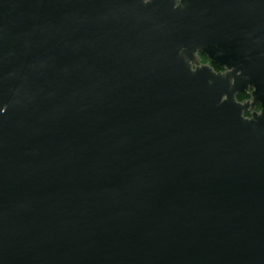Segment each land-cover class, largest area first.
Instances as JSON below:
<instances>
[{
    "label": "water",
    "instance_id": "water-1",
    "mask_svg": "<svg viewBox=\"0 0 264 264\" xmlns=\"http://www.w3.org/2000/svg\"><path fill=\"white\" fill-rule=\"evenodd\" d=\"M174 4L0 0V264H264V0Z\"/></svg>",
    "mask_w": 264,
    "mask_h": 264
},
{
    "label": "clouds",
    "instance_id": "clouds-1",
    "mask_svg": "<svg viewBox=\"0 0 264 264\" xmlns=\"http://www.w3.org/2000/svg\"><path fill=\"white\" fill-rule=\"evenodd\" d=\"M148 2H150V0H145V3H148ZM182 3H183V0H175L174 7L180 8ZM183 53H184V49L181 48V54ZM194 55L196 58L195 60H192V59L188 60V63L191 66L192 72H196L204 66L211 68L212 71L218 75H227L230 72L237 71L234 67H229L227 65L218 64L219 68L212 67L211 65L213 63V59L203 50V48H197L195 50ZM242 74H243L242 69L237 71V75H242ZM236 82H237L236 78L232 77L231 85H235ZM209 83H212V81H209ZM255 91H256L255 85L249 84L246 90H238L236 91L234 95V100L236 103L240 105H245V104L249 105V107L245 108L241 113L242 118L245 120H253L255 118V115H264V112L261 111V105L264 104V102H261V103L256 102V99L254 96ZM239 93L246 94V98L243 99V102H241V97L238 96ZM228 100H229V96L227 93H225L221 97V103L228 101ZM252 104H255V107H251ZM6 108L7 106H5V110Z\"/></svg>",
    "mask_w": 264,
    "mask_h": 264
},
{
    "label": "flooded vegetation",
    "instance_id": "flooded-vegetation-1",
    "mask_svg": "<svg viewBox=\"0 0 264 264\" xmlns=\"http://www.w3.org/2000/svg\"><path fill=\"white\" fill-rule=\"evenodd\" d=\"M211 66L219 68V65L214 62L212 63ZM238 96L241 97V102H243V99L246 98V94H243V93H239ZM261 110H262V106H261Z\"/></svg>",
    "mask_w": 264,
    "mask_h": 264
}]
</instances>
